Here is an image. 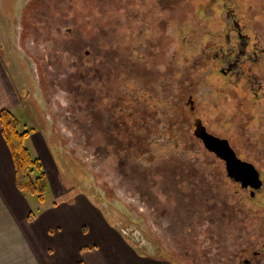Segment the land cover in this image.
I'll return each mask as SVG.
<instances>
[{"label": "rangeland", "instance_id": "obj_1", "mask_svg": "<svg viewBox=\"0 0 264 264\" xmlns=\"http://www.w3.org/2000/svg\"><path fill=\"white\" fill-rule=\"evenodd\" d=\"M229 9L254 18L246 31L264 47V0H0V38L22 27L15 116L46 174L43 202L89 201L155 264H264V88H230L203 47L223 40ZM195 116L254 164L258 189L227 177L192 135ZM43 131L47 142L32 137Z\"/></svg>", "mask_w": 264, "mask_h": 264}, {"label": "crops", "instance_id": "obj_2", "mask_svg": "<svg viewBox=\"0 0 264 264\" xmlns=\"http://www.w3.org/2000/svg\"><path fill=\"white\" fill-rule=\"evenodd\" d=\"M21 29V25L4 27L7 35L0 38V110L8 109L14 114L15 109L23 106L24 100L22 88L16 84V70L12 68L13 64H18L19 75L24 76L23 57L16 49V42H21ZM1 30L3 27L0 26ZM26 67L27 72H32L28 64ZM36 136L42 143L48 140L46 131L32 134V137ZM33 197L15 184L12 156L0 128V264H76L78 261L87 264H155L150 257L144 259L130 250L113 224L89 201L81 197L74 198L73 202L49 197L39 204L32 201ZM89 207L95 218L86 223L82 213ZM32 211L36 215L30 218ZM114 243H120L128 255L121 257ZM88 249L90 254L86 252Z\"/></svg>", "mask_w": 264, "mask_h": 264}, {"label": "flooded vegetation", "instance_id": "obj_3", "mask_svg": "<svg viewBox=\"0 0 264 264\" xmlns=\"http://www.w3.org/2000/svg\"><path fill=\"white\" fill-rule=\"evenodd\" d=\"M231 10L232 9L227 10L226 20H227V23L229 22L230 24L228 26L225 25V29L223 30L224 32L223 40L221 36H219L215 44H212V45L207 44L205 46L203 45V47H206L207 54L209 53L208 52L209 48L210 49L217 48V50L213 54L214 59L216 57L219 58L218 59L219 63L216 65L217 66L216 69H218L219 73H221L227 79L228 84L230 85V88H235L239 86L240 88L243 89L245 88L246 84H248L249 87L251 88L249 89L252 90L253 94L255 95L254 98H256V96H258L259 94L258 90H260L261 88H264V83H262V80L260 79V77H256L254 75V73L252 72V69L255 67L253 65L257 64L258 62H260V64L264 67V47H262L261 45L258 46V41L255 38H253V36L250 34V31L248 30L246 31V28L247 29L249 28L252 30L253 24L255 23V21L253 20L254 18L249 17V16H244V15L242 17H237L235 13H233ZM262 75H264V72ZM238 90L240 91V89ZM188 104H189V110L190 111L193 110L194 100L192 99V95H190L188 98ZM244 107H245V103H243V108ZM196 118L201 119L203 125L205 126L206 130L209 133L217 137L226 139L238 159L246 161L241 156H239V153L232 146V143L228 137L220 136L212 132V130L209 129L207 124L204 123V120L200 116H195L193 118V122H192L193 129H194V121ZM98 133L102 134L100 131L94 132V134L96 135ZM192 135L203 145L202 141L194 135L193 130H192ZM208 151L213 153L220 160H222L224 168H225V172L228 178L232 179V177L229 174L230 171L238 172L240 175H244V176H247L248 174H250L247 168H243L241 164L233 161L228 156L227 153H223L219 151V154H216L210 150ZM246 162H250V161H246ZM252 165L254 166L253 163ZM254 168L257 170L258 176L260 178L259 170L255 166ZM237 183L240 184L239 182ZM247 187L249 191L252 192L253 187H251L250 185H247L244 188H247ZM255 189H258V188H255ZM252 254L255 256L256 255L258 256L261 254V252L258 250H253ZM252 261L253 260L249 259L246 262L248 264V263H252Z\"/></svg>", "mask_w": 264, "mask_h": 264}, {"label": "trees", "instance_id": "obj_4", "mask_svg": "<svg viewBox=\"0 0 264 264\" xmlns=\"http://www.w3.org/2000/svg\"><path fill=\"white\" fill-rule=\"evenodd\" d=\"M18 124L19 121L14 113L8 109L0 110V128L12 156L15 184L23 193L33 195L42 203L45 200L47 187L46 174L41 169L38 156L31 155L23 146V139L29 131L27 129L20 131ZM34 169L38 170L35 176L31 174ZM35 215L36 212L32 211L29 217L33 218ZM76 264L87 263L78 261Z\"/></svg>", "mask_w": 264, "mask_h": 264}, {"label": "water", "instance_id": "obj_5", "mask_svg": "<svg viewBox=\"0 0 264 264\" xmlns=\"http://www.w3.org/2000/svg\"><path fill=\"white\" fill-rule=\"evenodd\" d=\"M193 133L196 137H198L204 147L216 154L220 152L227 153L228 156L235 162L241 164L243 168H247L249 173L247 176L240 175L238 172L230 171L229 174L234 181L240 183L241 186L246 187L250 185L253 188H259L261 185V179L258 176L257 170L254 168L252 163L240 160L236 157L233 149L228 144L226 139L217 137L211 133H209L205 126L203 125L200 118H196L194 121V129ZM252 193V192H251Z\"/></svg>", "mask_w": 264, "mask_h": 264}]
</instances>
